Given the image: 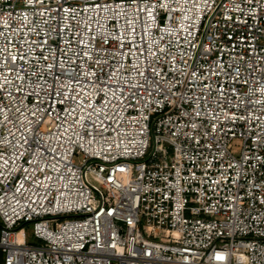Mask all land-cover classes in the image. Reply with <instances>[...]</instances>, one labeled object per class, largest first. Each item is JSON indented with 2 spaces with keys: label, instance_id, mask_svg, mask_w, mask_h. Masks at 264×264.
Segmentation results:
<instances>
[{
  "label": "built area",
  "instance_id": "2783aa9c",
  "mask_svg": "<svg viewBox=\"0 0 264 264\" xmlns=\"http://www.w3.org/2000/svg\"><path fill=\"white\" fill-rule=\"evenodd\" d=\"M3 264H264V0H0Z\"/></svg>",
  "mask_w": 264,
  "mask_h": 264
},
{
  "label": "trees",
  "instance_id": "16d2710c",
  "mask_svg": "<svg viewBox=\"0 0 264 264\" xmlns=\"http://www.w3.org/2000/svg\"><path fill=\"white\" fill-rule=\"evenodd\" d=\"M0 264H3V253L0 251Z\"/></svg>",
  "mask_w": 264,
  "mask_h": 264
}]
</instances>
